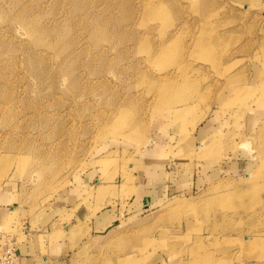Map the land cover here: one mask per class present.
<instances>
[{
  "label": "rangeland",
  "instance_id": "1",
  "mask_svg": "<svg viewBox=\"0 0 264 264\" xmlns=\"http://www.w3.org/2000/svg\"><path fill=\"white\" fill-rule=\"evenodd\" d=\"M208 121L212 140L188 146ZM156 145L180 171L200 162L202 185L122 206L108 235L49 264H224L220 238L264 232V0H0V236L18 253L62 198L94 199L83 178L109 187L100 206L125 204ZM221 148L252 174L209 180Z\"/></svg>",
  "mask_w": 264,
  "mask_h": 264
},
{
  "label": "crops",
  "instance_id": "2",
  "mask_svg": "<svg viewBox=\"0 0 264 264\" xmlns=\"http://www.w3.org/2000/svg\"><path fill=\"white\" fill-rule=\"evenodd\" d=\"M254 112L255 110L251 109L249 113L253 118L251 122H254L256 118ZM205 123L202 127L198 125L195 130L191 131L192 135L189 138L188 146L196 144L199 150L200 146L210 139L212 140L216 135V133L210 132L211 122ZM172 131L173 134H176L175 129ZM163 151L159 145H156L147 151V160H142L132 168V180L128 185L132 193L129 198L124 199L125 204H122V198H117L113 192H110L101 199L100 202L104 204L100 206L96 199L99 196L98 193L103 194L106 192L104 189L109 187H102L100 191L97 189L98 187L95 189L94 186H90L89 179L92 180V178H83L77 188L87 192L93 189L95 191L94 199L86 205L74 207L70 203L69 196L62 198L61 202L64 204L60 203L50 209L36 224L35 233L29 236L27 242L20 248L22 264L23 262L24 264H49L52 261H61L83 250L95 240L104 238L119 222L124 205L127 216H136L143 214L147 209H153L168 194L190 197L202 185V178L205 177V175L201 176L200 162L192 166L191 173L180 171L182 163L178 162L177 171L173 165L168 166L170 163L168 159L162 158ZM220 153L223 154L222 158L213 161V165L209 167L207 172L209 180H216L222 175L240 177L243 172H246V175L252 174V172H248L252 171L254 166L252 164L250 166L246 163L247 161L240 159L237 154H225L223 148ZM179 171L180 173H178ZM75 194H77L76 199L82 195L81 192L80 195L78 192ZM10 208L7 200L1 198L0 229L10 215ZM244 235L242 232L225 234L220 238V242H224L222 244L224 246H221L214 255L218 254L223 257L224 264H264V232L261 235L252 233L250 237L246 238ZM228 241H233V246L225 245ZM149 264L160 263L159 260L153 259Z\"/></svg>",
  "mask_w": 264,
  "mask_h": 264
},
{
  "label": "built area",
  "instance_id": "3",
  "mask_svg": "<svg viewBox=\"0 0 264 264\" xmlns=\"http://www.w3.org/2000/svg\"><path fill=\"white\" fill-rule=\"evenodd\" d=\"M0 264H22V258L10 236H0Z\"/></svg>",
  "mask_w": 264,
  "mask_h": 264
},
{
  "label": "bare ground",
  "instance_id": "4",
  "mask_svg": "<svg viewBox=\"0 0 264 264\" xmlns=\"http://www.w3.org/2000/svg\"><path fill=\"white\" fill-rule=\"evenodd\" d=\"M168 85V84H167ZM167 87V86H166ZM168 88V87H167ZM172 88V87H171ZM168 90V89H167ZM170 90V89H169ZM171 93V92H170ZM169 94V93H168ZM171 95V94H170ZM168 98H169V96H168ZM200 145H202V144H200ZM204 146L202 145V146H200L199 147V149H201V148H203ZM259 237H261V236H259ZM259 241H260V239H259Z\"/></svg>",
  "mask_w": 264,
  "mask_h": 264
}]
</instances>
